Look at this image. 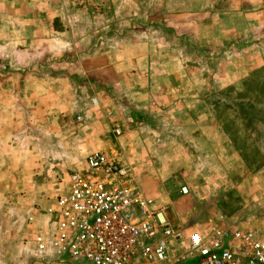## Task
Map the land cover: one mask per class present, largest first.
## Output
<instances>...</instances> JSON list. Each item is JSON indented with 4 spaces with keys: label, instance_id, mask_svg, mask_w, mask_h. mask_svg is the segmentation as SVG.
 Masks as SVG:
<instances>
[{
    "label": "rangeland",
    "instance_id": "374dc122",
    "mask_svg": "<svg viewBox=\"0 0 264 264\" xmlns=\"http://www.w3.org/2000/svg\"><path fill=\"white\" fill-rule=\"evenodd\" d=\"M113 1L112 4H82L81 8H76L73 22L77 25L76 32L86 26V36L75 39H81V48L85 49L81 53L85 54H78L81 58L72 70H59L63 77L68 71L72 72L68 73L65 84H59V92L68 87L69 93L74 90L75 96L81 95L83 89L90 94L92 89L80 84L81 66H85L82 62L100 57L101 88L95 85L96 93L92 95L151 96L147 109L154 113L147 118V126L151 127H145L142 123L146 121L138 118V112L143 109H138V105L135 109L128 102L120 106V111L117 109V117L106 115L110 106H104L101 115H95L92 107L80 120L77 116L55 117L50 121L41 114L50 99L46 98L49 84L45 85L46 77L51 74L47 67L49 54L26 51L0 54V96H22V102L18 103L21 114H17L16 119L4 113L9 123L2 134L4 150L0 146V264L37 262L34 245L30 242L48 221L46 210L53 206L57 194L64 192L66 186L62 179H55L58 175L54 177L63 166L51 160L50 145L77 146L81 137H85L87 145L101 142L103 149L94 151L103 152L129 167L132 184L138 188V183H142L138 174L156 179L151 181L155 192L149 186L150 190L145 191L149 194L142 193L152 209H163L168 220L181 225L183 232L206 235L213 227L240 229L253 231L264 240V176L259 182L237 187L246 171L236 161L223 169L222 165L207 162L196 165L193 156L204 158L206 153L218 154L221 150L218 147L209 150L205 145L190 141V122L186 116L189 112L185 111L189 107L180 111L171 103L165 115L159 117L157 113V109L165 110L158 104L159 96H197L195 112L204 119L203 113L210 111L207 118L225 127L235 143L233 151L246 159L247 167L263 165L264 151L259 154L255 141L258 134L264 142V0ZM95 45L98 50L89 52ZM131 54L138 56L134 59L137 62L133 66V77L131 73L126 75L131 67L125 59ZM33 55L37 63L25 62ZM115 60L124 63L121 65ZM21 63V70L13 69L12 66ZM88 64L90 68L93 65L90 61L86 67ZM253 67L256 68L251 69ZM111 69L119 71L115 85H112L115 80ZM74 75L76 78H72ZM191 100L193 102V98L188 102ZM11 102L8 98L0 103V108L8 109ZM28 108L36 109L37 113L26 114ZM72 110L76 113L75 107ZM13 130L15 139L10 133ZM157 137L164 140L162 150L154 147ZM134 146L140 150L149 148L148 158L129 161L128 149ZM158 150L164 152L165 163H156L154 153ZM147 160L148 165L142 164ZM84 166L82 163L78 167ZM136 169L139 173H135ZM213 169L220 179V174L226 170V173L236 172L235 180L222 185L215 177L207 179L205 172ZM70 170L63 167L58 174L63 178ZM259 184L261 186H257ZM212 185H219L215 190L221 187L226 197L220 198L216 193L213 200L211 195L207 197L206 191ZM183 186L188 188L187 194L181 193ZM209 201L214 202L213 207L207 204ZM195 202L199 205L197 208Z\"/></svg>",
    "mask_w": 264,
    "mask_h": 264
},
{
    "label": "crops",
    "instance_id": "0c3cea01",
    "mask_svg": "<svg viewBox=\"0 0 264 264\" xmlns=\"http://www.w3.org/2000/svg\"><path fill=\"white\" fill-rule=\"evenodd\" d=\"M112 2H115L113 0H0V54L4 53L5 51H11V52H17V51H26L30 53H40V52H47L49 54V62L47 64V67L51 69L50 77H46L45 85H48V88L46 92L49 93V95L46 98L53 99L50 103L49 100L48 103L45 102L46 109H44V112H42V115H45L48 117L51 121V119L55 117H74L77 116L81 118H85L88 113H90L91 108H94V114H100L102 113V109L106 108L104 106H110L109 112L106 113V115H115L117 117L116 113H119L117 109L120 111V106H123V103H130L134 105L133 108L143 109L141 112L138 113L139 117L143 118V122L146 121V123H142L145 127H151L150 125L147 126V118L150 115H153L154 113L147 112V109H149L148 101L151 99V96H133L132 93L127 94V96H93V93H96L95 85H97V88H101L99 85V80L102 79V74L100 72L101 70V63H100V57L94 56L93 58H88L86 62H82V60H85V58L81 59V62L83 63V68H86V71L83 70L81 66V86H86L88 89H92V92L90 94H86L81 91V95L75 96L74 90L72 93L70 92V89L68 87H65L63 91L59 92V84L66 83L68 80V73H72L68 71L66 73V77H63L60 75V69H66L72 68L76 66V63L79 62L80 56L78 54H85L81 53L85 51L84 48H81V39H75L78 36L83 37L86 36V26L80 27V34L79 32H76L77 25H75L74 19L76 17V8H81V5H91V4H112ZM79 10V9H77ZM98 48L95 45L92 50L89 52H95ZM62 54V55H61ZM53 56V57H50ZM25 60L27 62L28 60H31L33 62L36 61V55L28 56ZM89 57V56H88ZM138 56L135 55H129L125 59V63L131 67L130 71H126V75L130 76V73L133 76L134 74V63ZM93 64L92 69L90 68L89 64L86 67V64L90 62ZM116 61V62H115ZM115 63H124L122 61L115 60ZM113 62V63H114ZM137 62V61H136ZM22 63L18 65L12 66L15 70H21L22 69ZM115 65V64H114ZM121 67V66H120ZM257 67V66H256ZM256 67H253L251 69H255ZM117 70L111 69L110 74L112 76V79L115 80L114 84L116 83L117 78ZM144 72V71H143ZM251 72L248 71V73ZM22 74V72H21ZM80 76V74L78 73ZM61 76V77H60ZM72 78H76V75H74ZM63 79V81H61ZM120 79V78H119ZM39 82V81H38ZM44 84V83H43ZM1 85V83H0ZM90 87V88H89ZM59 88V89H58ZM32 90V89H30ZM67 91V92H66ZM39 96V95H34ZM46 96V95H45ZM57 96H59L57 100ZM61 96V97H60ZM0 96V103L3 104V101L7 100L8 98L12 101L8 109H1L0 108V146L3 143L2 140V134L3 129L6 128L7 123V117H11L12 119H16L17 114H21V109L19 108L20 102H22V96ZM25 97L31 98L32 96ZM195 97L197 96H159V106L165 109L164 111H160V109H157L158 116L161 117L166 114V107L173 103L176 106V109H179L180 111L185 110V106L189 107V111L185 110L187 113V117H189V131L191 134V142H196L198 145H205L209 150L211 147L216 148L218 147L219 150H221L218 154H208L204 158H199L197 156H193V160L195 161L196 165L199 162H204L208 164H216L219 166H223V168H229L230 164L236 161L241 166H244L246 175L244 177V180L241 182L239 181L238 186L240 187L245 185L246 183H254L256 181L259 182V179H261L262 176H264V163H261L263 165L256 166L252 169H249L247 165H249L246 161V159L238 152L233 151L235 143L232 141L229 132L225 129V127L221 124L218 125L213 120L207 118L208 114H210V111H205L206 113H203L206 118H201V114H197L195 112ZM108 99L109 102L103 100ZM186 98V99H184ZM193 98L190 102H188L189 99ZM144 99V100H143ZM188 102V103H187ZM34 101L31 100V104H33ZM193 103V104H192ZM80 104V105H78ZM147 104V105H146ZM5 105V104H4ZM94 105V106H93ZM136 105H138L136 107ZM73 109L75 107L76 113L69 107ZM74 106V107H73ZM173 107V106H172ZM184 107V108H183ZM174 109V108H173ZM96 110V111H95ZM175 110V109H174ZM113 112V113H112ZM8 116L6 117L5 114ZM26 114H34L37 113L36 109L28 108L25 111ZM185 113V114H186ZM182 115V114H181ZM184 115V114H183ZM6 117V118H5ZM203 119V120H202ZM12 121V120H11ZM70 122V121H69ZM15 127V125H13ZM99 131H102L101 128H99ZM256 128H254L253 132L256 135ZM97 133V131H95ZM129 132V131H128ZM127 132V134H128ZM260 132V131H259ZM6 133V132H5ZM13 135V139H15L14 133L10 132ZM9 133V134H10ZM84 138L81 137V140H77V146H69V143H60L58 146H53L51 151V160H53L54 164L62 165L63 167H67L68 169H71L69 173L61 178V175L58 174V172H61L62 168H60L57 171V174H54V177L58 175L55 179H62L64 182H68L69 175L76 171L81 170L85 172L86 167V156L93 152L94 150L103 149V144L101 142H96L93 145H87ZM164 140H162L160 137H157V139L154 140L153 144L155 149H164L165 144L163 143ZM255 149H259V154L264 151V142H262L259 139V136L257 134V142L255 141ZM50 146H45L46 150L50 148ZM134 147H130L128 150L131 153L129 161L132 163L135 160H144L148 158L149 155V148L146 149L143 147L140 149H134ZM212 148V149H213ZM44 149V150H45ZM4 150V147H3ZM1 154V153H0ZM163 151H156L154 153V159H156L158 162L157 164L165 163V159H163ZM129 155V154H128ZM153 155V154H151ZM47 157V155H46ZM147 157V158H146ZM49 158V157H47ZM140 160H139V159ZM205 161H204V160ZM129 162V163H131ZM149 160L145 162H141L142 164L148 165ZM2 163V161H1ZM84 163V167H78L80 164ZM78 167V168H77ZM64 170H66L64 168ZM64 170L62 172H64ZM209 170V169H208ZM140 170L136 169L135 173H139ZM228 170L224 171L221 175L222 179H220L218 174L216 175L215 169L211 170V172H205L207 174L205 177L210 178L215 177L214 179H217L216 181L222 182L221 184H228L231 183L233 177L235 176L236 172H229L226 173ZM53 173H56V170H53ZM66 174V173H63ZM139 180L142 181L141 185L138 183V186L140 190L144 189L142 192L147 193L145 191H149V186L155 192V187H152V182L155 180H150V178H147L148 176L146 174H138ZM66 177V178H65ZM218 184V183H217ZM216 184V185H217ZM208 185V184H207ZM216 185L209 186L210 189L206 191V196L209 197L211 195V200H213L215 193L218 195L220 194V198L226 197L225 191L221 192V187L218 190H215V187H219ZM257 186H261L260 184ZM66 190V186H64ZM54 190V189H53ZM57 190V189H55ZM61 193L57 194L60 195ZM149 194V192L147 193ZM230 193H228L229 195ZM204 196V195H202ZM211 207H213L214 202L207 203ZM195 208L199 206L198 204H194ZM206 206V207H210ZM183 239L180 242V246L183 248L186 247L187 244V232H184L182 235ZM33 240V239H32ZM32 245H34L33 241L30 242ZM36 253V260L37 262H31L30 264H58L60 262H63L61 264H84V263H76L72 262L71 260H64L63 258H58L55 256L52 252H46V253H39L33 246L32 248ZM60 261V262H59Z\"/></svg>",
    "mask_w": 264,
    "mask_h": 264
},
{
    "label": "built area",
    "instance_id": "2783aa9c",
    "mask_svg": "<svg viewBox=\"0 0 264 264\" xmlns=\"http://www.w3.org/2000/svg\"><path fill=\"white\" fill-rule=\"evenodd\" d=\"M85 160L46 210L33 238L39 253L84 264H264V240L250 230L190 231L183 248V227L151 208L129 167L100 151Z\"/></svg>",
    "mask_w": 264,
    "mask_h": 264
}]
</instances>
